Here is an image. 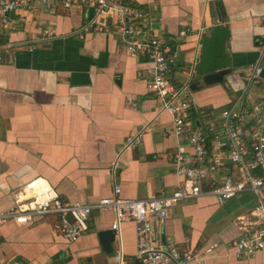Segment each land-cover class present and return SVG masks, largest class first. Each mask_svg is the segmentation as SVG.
Here are the masks:
<instances>
[{
    "label": "crops",
    "instance_id": "1",
    "mask_svg": "<svg viewBox=\"0 0 264 264\" xmlns=\"http://www.w3.org/2000/svg\"><path fill=\"white\" fill-rule=\"evenodd\" d=\"M124 1L142 9L150 18L145 28L174 49L169 78L176 85L194 69L200 39L217 26L229 30L224 56L232 71L226 87L211 84L190 95L193 127L219 122L222 109L245 86L246 67L259 58L264 0ZM9 16L14 29L0 22V213L13 205V192L34 178L47 181L65 201L91 206L110 196L115 185L128 198L172 192L181 182L173 156L191 147L174 134L171 114L148 90L146 57L131 54L114 30L96 31L91 8L50 12L37 5ZM44 28L54 37L34 41ZM5 41L15 44L12 56ZM261 76V83L247 88L246 106L264 100V64ZM138 132L141 143L124 147L125 138ZM231 171L228 163L223 172ZM259 199L264 201V190L222 203L211 195L180 201L168 210L154 240L195 250L204 264H264V247L237 256L232 246L244 236L242 222L255 220L251 212ZM113 218L111 208L93 207L87 231L71 242L61 235L56 216L26 225L2 222L0 264H116L118 241L114 237L115 253L109 256L98 238V232L111 229ZM120 231L124 264H138L134 224L124 222Z\"/></svg>",
    "mask_w": 264,
    "mask_h": 264
},
{
    "label": "built area",
    "instance_id": "2",
    "mask_svg": "<svg viewBox=\"0 0 264 264\" xmlns=\"http://www.w3.org/2000/svg\"><path fill=\"white\" fill-rule=\"evenodd\" d=\"M37 5L50 12H55L58 7L66 10L91 8L94 20L90 24L96 31L114 30L131 54H143L151 63L148 90L157 96L160 108L171 114L174 134L187 142L191 151L178 149L175 152L172 167L181 182L169 194L128 198L121 196L120 186L115 185L110 196L91 206L65 201L47 181L34 178L13 192V205L0 213V223L12 220L17 225H26L38 217L56 216L61 235L71 242L87 231L93 207L111 208L114 212L111 229L115 231L114 237L120 246L114 256L116 264H124L120 231L124 222L134 224L139 264H204L201 253L175 243L164 247L155 242L154 237L162 232L168 210L180 201L211 195L222 203L242 192L259 195L264 190V100L250 106L243 102L247 88L263 81L264 36L260 41L259 58L246 67L245 86L235 100L222 109L221 120H211L201 128H195L190 121L189 74L177 85L170 80L169 74L176 61L175 51L164 36L152 34L145 28L150 18L142 9L124 0H0V22L4 27L14 29L16 21L9 15L32 10ZM105 18L111 23L107 24ZM51 37H54L52 30L44 28L34 41ZM14 46L10 41L3 43L9 56H12ZM141 138L142 132L127 136L124 147L138 146ZM226 163L231 166L230 173L223 172ZM112 167L115 170L118 162L115 161ZM251 215L255 220L247 224L241 221L244 236L232 242L237 256H248L264 247L263 200H258Z\"/></svg>",
    "mask_w": 264,
    "mask_h": 264
},
{
    "label": "water",
    "instance_id": "3",
    "mask_svg": "<svg viewBox=\"0 0 264 264\" xmlns=\"http://www.w3.org/2000/svg\"><path fill=\"white\" fill-rule=\"evenodd\" d=\"M229 38V30L223 26L213 28L210 34L200 39L197 62L189 73L190 91H196L203 86L220 84L226 87V77L232 71L229 58L224 56L225 43ZM115 231L112 229L98 232L102 250L109 256L114 255L113 247Z\"/></svg>",
    "mask_w": 264,
    "mask_h": 264
},
{
    "label": "trees",
    "instance_id": "4",
    "mask_svg": "<svg viewBox=\"0 0 264 264\" xmlns=\"http://www.w3.org/2000/svg\"><path fill=\"white\" fill-rule=\"evenodd\" d=\"M138 262V261H137ZM139 264V263H138Z\"/></svg>",
    "mask_w": 264,
    "mask_h": 264
}]
</instances>
